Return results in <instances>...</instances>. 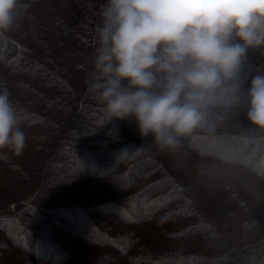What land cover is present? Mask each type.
Listing matches in <instances>:
<instances>
[{
	"label": "trees",
	"instance_id": "trees-1",
	"mask_svg": "<svg viewBox=\"0 0 264 264\" xmlns=\"http://www.w3.org/2000/svg\"><path fill=\"white\" fill-rule=\"evenodd\" d=\"M105 2L21 0L0 34V86L27 137L0 150V264H264V131L245 97L264 47L239 103L219 97L211 130L161 150L134 121L104 124L89 91Z\"/></svg>",
	"mask_w": 264,
	"mask_h": 264
},
{
	"label": "clouds",
	"instance_id": "clouds-1",
	"mask_svg": "<svg viewBox=\"0 0 264 264\" xmlns=\"http://www.w3.org/2000/svg\"><path fill=\"white\" fill-rule=\"evenodd\" d=\"M20 3L0 0V34L17 26ZM100 16L89 91L104 124L134 121L161 150L194 129L211 130L219 97L238 104L247 53L264 47V0H106ZM245 97L246 119L264 131V73ZM26 140L20 110L0 86V150L19 155ZM130 153L122 149L117 159ZM253 170L264 176V154Z\"/></svg>",
	"mask_w": 264,
	"mask_h": 264
}]
</instances>
